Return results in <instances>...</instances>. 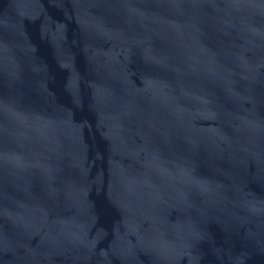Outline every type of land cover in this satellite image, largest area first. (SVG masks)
Returning <instances> with one entry per match:
<instances>
[{"label":"water","instance_id":"1","mask_svg":"<svg viewBox=\"0 0 264 264\" xmlns=\"http://www.w3.org/2000/svg\"><path fill=\"white\" fill-rule=\"evenodd\" d=\"M0 264H264V0H0Z\"/></svg>","mask_w":264,"mask_h":264}]
</instances>
